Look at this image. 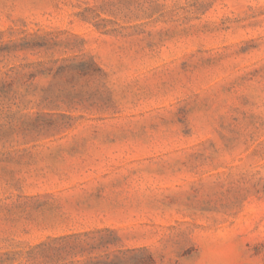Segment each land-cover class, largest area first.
Here are the masks:
<instances>
[{
	"label": "rangeland",
	"instance_id": "374dc122",
	"mask_svg": "<svg viewBox=\"0 0 264 264\" xmlns=\"http://www.w3.org/2000/svg\"><path fill=\"white\" fill-rule=\"evenodd\" d=\"M0 264H264V0H0Z\"/></svg>",
	"mask_w": 264,
	"mask_h": 264
}]
</instances>
